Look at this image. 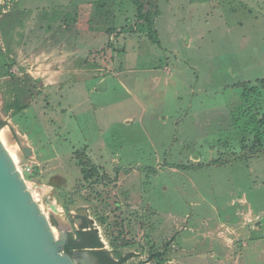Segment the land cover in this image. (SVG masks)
<instances>
[{
    "label": "rangeland",
    "instance_id": "1",
    "mask_svg": "<svg viewBox=\"0 0 264 264\" xmlns=\"http://www.w3.org/2000/svg\"><path fill=\"white\" fill-rule=\"evenodd\" d=\"M25 1L0 0V138L55 234L86 218L125 264H264V0H39L29 34L59 28V52L25 45Z\"/></svg>",
    "mask_w": 264,
    "mask_h": 264
},
{
    "label": "water",
    "instance_id": "2",
    "mask_svg": "<svg viewBox=\"0 0 264 264\" xmlns=\"http://www.w3.org/2000/svg\"><path fill=\"white\" fill-rule=\"evenodd\" d=\"M68 239L67 231L55 234L0 138V264H76L64 250Z\"/></svg>",
    "mask_w": 264,
    "mask_h": 264
},
{
    "label": "trees",
    "instance_id": "3",
    "mask_svg": "<svg viewBox=\"0 0 264 264\" xmlns=\"http://www.w3.org/2000/svg\"><path fill=\"white\" fill-rule=\"evenodd\" d=\"M138 6L139 16H142V3L140 0H132ZM158 44H160L158 42ZM241 125H246V128H252L251 130L254 134H258L260 131V127L257 126L258 122L256 119V115L249 111H245L242 115V119L239 122ZM6 123L0 120V128L5 126ZM84 223L80 226V230L78 232L77 239L76 235L71 234L69 240L67 241L66 246L64 247L65 252L71 254L72 251L76 248H97L96 255L99 258L101 264H125L127 258L116 259L113 254L105 248L101 238L92 226V221L88 219L83 220ZM155 258H159L160 253L154 254Z\"/></svg>",
    "mask_w": 264,
    "mask_h": 264
},
{
    "label": "crops",
    "instance_id": "4",
    "mask_svg": "<svg viewBox=\"0 0 264 264\" xmlns=\"http://www.w3.org/2000/svg\"><path fill=\"white\" fill-rule=\"evenodd\" d=\"M29 1H32V0H27L25 2H20L21 3L20 4L21 8H19V9H21L23 11L20 10L21 13L18 12V14L22 15L21 18L23 17L24 19L28 20V24H27V30L28 31L23 35L22 40L25 41V43H26L25 45H28V48L31 47L33 49L35 46L37 47V45L41 44L42 40L46 39L47 43H49V42L52 43L53 42V44L55 45V47H54L55 51L59 52V49L61 47H63L62 46V42L58 45L59 47L56 48L57 45H56L55 41L53 40V38L50 36L53 33H57L58 34V36H56V37L62 36L63 34L60 35L61 32L59 31L60 30L59 28L55 32H52V33H45L44 31H41V30H35L36 32L33 31V33L29 34V25H31L32 28L40 27V25L43 23L41 17L44 16V13H45V12L43 13L42 11L43 10L46 11L44 3H40L39 0L34 1L33 7L31 9H29ZM36 5H38V6H36ZM63 37H64V35H63ZM57 61L58 60H54L53 63L57 62ZM70 62L71 61H69L68 65H70ZM72 64H75V59L74 58L72 60ZM75 71H76V69L73 70L74 73H75ZM29 114H31V113L29 112ZM30 117H34V115L31 114Z\"/></svg>",
    "mask_w": 264,
    "mask_h": 264
},
{
    "label": "flooded vegetation",
    "instance_id": "5",
    "mask_svg": "<svg viewBox=\"0 0 264 264\" xmlns=\"http://www.w3.org/2000/svg\"><path fill=\"white\" fill-rule=\"evenodd\" d=\"M68 211L69 210L67 207V214H68ZM68 219L70 220L71 224L73 225V231L72 232L68 231L69 237L71 234H74V235H76L77 239H79L78 232L80 230V227L77 229L75 227V224H74V221L72 220V218L68 216ZM83 223H84V221H81L80 226ZM87 249H92V251L90 252V255L85 253V251ZM95 251H97V248H76L72 251L71 256L73 257L76 264H101Z\"/></svg>",
    "mask_w": 264,
    "mask_h": 264
},
{
    "label": "bare ground",
    "instance_id": "6",
    "mask_svg": "<svg viewBox=\"0 0 264 264\" xmlns=\"http://www.w3.org/2000/svg\"><path fill=\"white\" fill-rule=\"evenodd\" d=\"M8 133L6 132V130H3L0 134V137H3V136H7ZM15 157V156H14Z\"/></svg>",
    "mask_w": 264,
    "mask_h": 264
}]
</instances>
